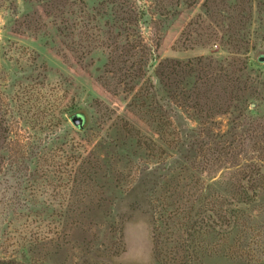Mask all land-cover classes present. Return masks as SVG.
Wrapping results in <instances>:
<instances>
[{
    "label": "rangeland",
    "instance_id": "1",
    "mask_svg": "<svg viewBox=\"0 0 264 264\" xmlns=\"http://www.w3.org/2000/svg\"><path fill=\"white\" fill-rule=\"evenodd\" d=\"M261 52L264 0H0V262L264 264Z\"/></svg>",
    "mask_w": 264,
    "mask_h": 264
},
{
    "label": "water",
    "instance_id": "2",
    "mask_svg": "<svg viewBox=\"0 0 264 264\" xmlns=\"http://www.w3.org/2000/svg\"><path fill=\"white\" fill-rule=\"evenodd\" d=\"M263 60V59H262ZM72 121L75 125L79 126V127H83L84 126V122H85V118L82 114L79 113H75L72 116Z\"/></svg>",
    "mask_w": 264,
    "mask_h": 264
},
{
    "label": "trees",
    "instance_id": "3",
    "mask_svg": "<svg viewBox=\"0 0 264 264\" xmlns=\"http://www.w3.org/2000/svg\"><path fill=\"white\" fill-rule=\"evenodd\" d=\"M261 53H263L264 54V52H261ZM262 56H264V55H262ZM261 56V57H262ZM261 60V59H260ZM74 115V114H73ZM72 115V116H73ZM0 264H18V263H16L15 261H13V260H8V261H1L0 262Z\"/></svg>",
    "mask_w": 264,
    "mask_h": 264
}]
</instances>
